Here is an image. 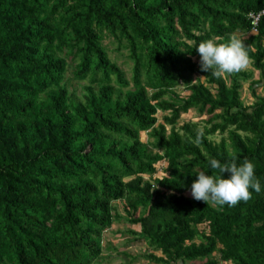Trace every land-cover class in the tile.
I'll use <instances>...</instances> for the list:
<instances>
[{
    "label": "trees",
    "instance_id": "trees-1",
    "mask_svg": "<svg viewBox=\"0 0 264 264\" xmlns=\"http://www.w3.org/2000/svg\"><path fill=\"white\" fill-rule=\"evenodd\" d=\"M262 11L264 0H0V264H96L119 201L154 264H264V97L244 106L251 75L229 85L196 52L240 34L264 76V16L256 33L249 18ZM106 38L128 52L130 79ZM71 82H88L81 97ZM190 110L211 116L199 144L197 124L178 127ZM233 156L255 165L261 193L222 208L187 195L198 172L219 175L210 159Z\"/></svg>",
    "mask_w": 264,
    "mask_h": 264
},
{
    "label": "clouds",
    "instance_id": "clouds-1",
    "mask_svg": "<svg viewBox=\"0 0 264 264\" xmlns=\"http://www.w3.org/2000/svg\"><path fill=\"white\" fill-rule=\"evenodd\" d=\"M219 40V37L208 39L196 47L200 71L211 72L214 78L220 79L247 69L250 57L243 39L232 33L227 42L219 43ZM202 137L203 132L198 129L194 142L199 144ZM236 159L233 156L223 164L210 159L211 169L218 171L219 175L198 172L197 179L191 184L192 199L206 204L210 202L221 208L224 205L234 207L241 201L252 199L250 189L257 194L261 193V183L255 176V165L247 159L238 165ZM225 173L229 174V178H223Z\"/></svg>",
    "mask_w": 264,
    "mask_h": 264
},
{
    "label": "rangeland",
    "instance_id": "rangeland-1",
    "mask_svg": "<svg viewBox=\"0 0 264 264\" xmlns=\"http://www.w3.org/2000/svg\"><path fill=\"white\" fill-rule=\"evenodd\" d=\"M240 35V34H238ZM241 37V36H240ZM104 45L108 48L109 56L111 60L117 63L126 73L127 77L131 78V62L128 60L127 51L119 52L116 45L113 43V39L106 38L104 40ZM246 72L251 75L248 80H240L241 83V101L244 106H250L256 102L254 93L259 97H264V76L261 72L256 70L253 66V62L250 60V64L247 69L241 71ZM228 84H232V79L228 76L226 77ZM202 81H205L203 77H200ZM255 85L254 83L259 82ZM70 89L76 91L78 96L83 95V86L87 85L88 82H71ZM253 85V86H252ZM177 94L181 97H187L189 92L182 87L176 90ZM167 113L161 111L158 112L157 117L160 123L163 122V117ZM211 116L201 115L196 110H190L187 114H182L181 119L178 122V127H182L185 123L197 124L199 129L204 131L210 128L208 121ZM170 129V127L168 128ZM227 134L216 133L211 136L210 139L219 143L223 138L227 139ZM141 139L143 142H149V136L147 133H141ZM155 152H161L154 150ZM166 166V164H165ZM159 173L157 177L162 175V166L157 165ZM145 179H149L145 177ZM189 196V194H187ZM115 220L112 227L104 233L103 235V254L96 264H154L149 260V256L154 253V250L147 245V242L139 239V236L135 233L141 231L139 226L132 225L127 220V214L124 210V202H115ZM117 215H119L117 217ZM199 242V241H197ZM159 255V252L156 253ZM215 257L219 258V254H214ZM199 264V263H196Z\"/></svg>",
    "mask_w": 264,
    "mask_h": 264
},
{
    "label": "built area",
    "instance_id": "built-area-1",
    "mask_svg": "<svg viewBox=\"0 0 264 264\" xmlns=\"http://www.w3.org/2000/svg\"><path fill=\"white\" fill-rule=\"evenodd\" d=\"M264 16V11H262L261 13L259 14H254V13H251L249 15V18L252 20V25L254 26V31L253 33H256L257 32V26L260 22V19L261 17Z\"/></svg>",
    "mask_w": 264,
    "mask_h": 264
}]
</instances>
